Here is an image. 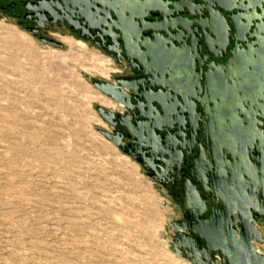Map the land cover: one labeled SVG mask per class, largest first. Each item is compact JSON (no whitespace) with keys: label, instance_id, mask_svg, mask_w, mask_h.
<instances>
[{"label":"water","instance_id":"obj_1","mask_svg":"<svg viewBox=\"0 0 264 264\" xmlns=\"http://www.w3.org/2000/svg\"><path fill=\"white\" fill-rule=\"evenodd\" d=\"M257 1L56 0L40 6L50 21L58 14L104 37L111 56L137 72L114 81L87 76L124 107L98 106L112 126L99 131L154 181L176 188L183 217L172 221V249L192 264H264L257 246L264 241V114L243 109L264 84V17L247 20L250 2L262 11ZM229 67L240 73L238 81ZM191 133L189 152L184 141ZM181 161L179 177L193 182L201 200L187 202L190 192L174 175Z\"/></svg>","mask_w":264,"mask_h":264},{"label":"rangeland","instance_id":"obj_2","mask_svg":"<svg viewBox=\"0 0 264 264\" xmlns=\"http://www.w3.org/2000/svg\"><path fill=\"white\" fill-rule=\"evenodd\" d=\"M56 35L62 48L0 15V264H192L172 249L176 188L99 131L112 126L98 106L124 107L87 76L114 81L124 67Z\"/></svg>","mask_w":264,"mask_h":264},{"label":"flooded vegetation","instance_id":"obj_3","mask_svg":"<svg viewBox=\"0 0 264 264\" xmlns=\"http://www.w3.org/2000/svg\"><path fill=\"white\" fill-rule=\"evenodd\" d=\"M56 0H0V15L8 16L22 28L27 29L40 38H49L58 40L56 33H69L72 36H78L81 39L94 44L99 49L113 53L108 42L104 37H100L95 31L84 30L70 25L68 22L58 18L50 21L51 15L45 16L40 10L41 5H52ZM59 41V40H58ZM117 59V57H116ZM118 60V59H117ZM119 62V61H118ZM124 67V76H135L137 72L126 62H119Z\"/></svg>","mask_w":264,"mask_h":264},{"label":"bare ground","instance_id":"obj_4","mask_svg":"<svg viewBox=\"0 0 264 264\" xmlns=\"http://www.w3.org/2000/svg\"><path fill=\"white\" fill-rule=\"evenodd\" d=\"M259 4L262 5V11L259 12V14H261V15L256 14L255 16L263 18L264 17V12H263L264 4L263 3H259ZM252 9H253V7H252ZM255 12L257 13L256 10H255ZM261 21H262V19H261ZM263 22L264 21H262V26H264ZM263 40H264V35H263ZM229 70H230V73L232 74L231 76L234 78V80L238 81L240 73L231 67H229ZM262 89H263V84H260L257 87L256 91L253 93L252 97L247 101V103H244V104H246V106H244L243 109L247 112V114H249V115L255 114L258 111L264 114V95L262 94ZM241 102H242V100L239 99L238 104L243 106V102L242 103ZM191 135H192L191 137H189L187 140L184 141V146L189 152L191 150H193L194 144H195V137L193 136V133H191ZM203 154L204 155L206 154V150L203 151ZM182 162L183 161L180 162L179 169L176 172H174V175L178 176V180L183 181V184L186 187L187 193L190 192V194H192L191 196L189 194V197L186 199L187 202H190L192 199L202 198V196H203L202 192L200 190L196 189L195 187L193 188L194 184L192 181L187 180V179L182 178V177L181 178L179 177L181 167L183 164ZM252 174H254V173H252Z\"/></svg>","mask_w":264,"mask_h":264}]
</instances>
